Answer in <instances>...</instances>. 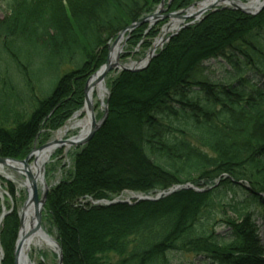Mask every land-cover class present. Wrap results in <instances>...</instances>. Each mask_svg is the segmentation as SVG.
<instances>
[{"label": "trees", "instance_id": "16d2710c", "mask_svg": "<svg viewBox=\"0 0 264 264\" xmlns=\"http://www.w3.org/2000/svg\"><path fill=\"white\" fill-rule=\"evenodd\" d=\"M192 1L169 0L165 8L181 10ZM160 2L0 0V157L23 159L35 140L62 127L83 106L86 80L104 64L108 44ZM163 22L146 34L145 23L134 28L128 48L141 41L149 47ZM218 59L234 71L211 79L204 63ZM262 79L264 7L255 15L207 12L172 36L146 68L112 78L104 123L46 194L44 217L62 264H171L178 252L201 254L209 264H264L255 222L264 215ZM0 183L16 201L15 185L1 177ZM185 183L209 188L92 203ZM224 207L233 217L220 220L226 232L215 233ZM18 226L15 209L1 221L0 264H13Z\"/></svg>", "mask_w": 264, "mask_h": 264}, {"label": "rangeland", "instance_id": "374dc122", "mask_svg": "<svg viewBox=\"0 0 264 264\" xmlns=\"http://www.w3.org/2000/svg\"><path fill=\"white\" fill-rule=\"evenodd\" d=\"M162 1H163V3H162ZM166 1H169V0H161V2L154 8L153 11L145 14V15L152 14L157 9L162 10L160 12L161 16L154 23L150 24L149 22H143L147 26L144 34H146L147 31L151 27L156 25L158 22L164 21L158 27L157 34L154 37L147 39V41L150 42L149 47H147V48L142 47L141 46L142 41H141L137 46H134V48L130 49L126 45V42L128 40L130 32L129 33L127 32V35L126 34L123 35V41L120 43V45H122V50H121V53L119 55V63L121 65H130L131 63H134V62L143 61L148 50L154 46V44L156 43V40L159 38V35L161 34V30L163 29V27L166 26V24L171 23L172 20H175L176 22L179 21L178 19H168V18L164 17V15L166 13H169V12H167V9L165 8ZM200 1H203V0L192 1L190 3V5H192L191 8L192 7L195 8ZM241 1L246 2L247 0H241ZM221 8H232L233 9V7H231V6L225 7L223 5H217L214 10H210V11H216V10L221 9ZM235 10H237V9H235ZM210 11H207V12H210ZM2 13H3V11L1 8V3H0V16H2ZM257 13H259V12H257ZM205 14H204V16H205ZM145 15H143V16H145ZM251 15H255V14H251ZM200 20H198V21H200ZM188 21H190V19L185 20L183 22L179 21L180 23H179L178 27H182L181 29L185 28L186 26H184V24L187 23ZM198 21H195V22H198ZM138 26H136V27H138ZM174 32H175V29H173L172 31L167 33V35L164 37V40H165L164 43L162 45H159L156 48L155 55H156L157 51L160 50L162 48V46L171 38V37L170 38H168V37ZM176 34H174V35H176ZM204 66H205L204 71H205L206 75H208L211 79H218V80L222 79L224 76H226V74H227L226 71H228V70L234 71L233 66L222 61L221 59L220 60L218 59L217 61L211 60L209 62H206V63H204ZM63 70H64V68H63ZM121 71H124V70H120V68L114 69L105 77L104 82H105V86H106L107 91H106V95L104 97L105 101L103 103L100 101L97 93L96 92L94 93L93 100L95 103L94 106H95L97 119H101L103 117V115L105 113V109H104L105 103H106V107H107L106 110L108 111V106H107V99H108V95H109L108 83L110 82V80H112V78H114ZM262 80L264 81V79H262ZM35 90H36V94H38V96H40L37 86H35ZM79 112H81V114L78 118H82L84 115L87 114L86 111L84 110L83 106H82L80 109L75 111L70 116V118L65 122V124L62 127L58 128L55 131L48 132L46 134V140L41 139V138H40V140H35L33 148L38 147V146H40L46 142H49V141H52V140H55L56 138H58V131H60L66 124H68L71 121V119L73 118V116ZM77 133L78 132L76 130H70L62 136L61 140H65V139H69L71 137L77 136ZM80 148L81 147H75V146H70L68 148L63 144V145L58 146L54 150V152L51 154L49 160L44 165L43 178L46 182L48 190L50 189V187L57 184L63 177H65L67 175V172H69V170H71L72 162H73V153L78 151ZM33 161H34V157L31 156L30 159L28 160V164L30 166H32ZM6 170L8 173H10L13 176V179L9 180V179L1 176V175H0V177L5 179L6 181L12 182L15 185L17 192L15 193L14 199H16L17 202L14 201L13 198H11V196L6 192V190L4 188H2V190H0V201H1V203H0V215L4 214V213H5V215H7V214L13 212L14 209L16 210V212L18 214L19 209H20L22 203L24 202V201H22L20 206H19V203H20L19 201H20V199H22V197H24V200H25L26 195H27V191L25 190V188L23 186L18 185L19 182L24 181V175L19 174L13 170H8V169H6ZM218 181L219 180L217 179L215 181L216 182L215 184H217ZM5 185L6 184L4 183V187H5ZM184 185H189V186L185 187L186 189H193V190L198 191V192H202V191L206 190L207 188H209V186L201 187V186H195L191 183H185V184H183V186ZM38 186H39L38 187L39 195H41V185L39 184V181H38ZM170 188H172V187H170ZM181 189H184V188H181ZM176 190H179V189H176ZM157 193H159V192H157ZM157 193H154L151 196H155ZM140 195H144V194L135 193V192H131V191H124L118 197L122 200H127L128 202H132V201L136 200L137 196H140ZM113 199H115V198H113ZM45 200H46V198H45ZM96 201H105V200H96ZM96 201H93L92 203L97 204V203H95ZM44 204H45V202H44ZM224 208H225L224 211H226V212L221 213L218 217H216L217 226L212 228V230H214L215 233L223 234L224 232H226L227 227H224L220 220L223 219L225 216L233 217V215L230 214V212H231L230 209L228 207H224ZM45 215H46V213L44 212V206H43V209L41 211V225L49 235H51L54 239H56L55 238V230L53 228V225L51 224V222L46 217H44ZM2 219H1V221H2ZM255 222H256V225L258 226L259 237H260L262 243H264V215H262V216L255 215ZM0 224H1V222H0ZM17 237H18V235H17ZM16 240H17V238H16ZM16 240L14 242V246H15ZM14 246H13V250H14ZM61 253H62V251H61ZM29 257H30L33 264H57V254H56L54 249L52 250L49 248H35V247H33L29 251ZM2 258H3V250H2V247L0 245V263L2 261ZM171 264H209V262H207V258H205L201 254L198 255V254L190 253V252H188V253L187 252H178L175 254V256H173V258L171 260Z\"/></svg>", "mask_w": 264, "mask_h": 264}, {"label": "water", "instance_id": "95a60500", "mask_svg": "<svg viewBox=\"0 0 264 264\" xmlns=\"http://www.w3.org/2000/svg\"><path fill=\"white\" fill-rule=\"evenodd\" d=\"M163 3V1H162ZM233 9H237L240 10L244 13H248V14H256L257 12H259L260 10H262V8L264 7V0L262 1V3L259 5V7L251 12V11H246L245 9L239 8L238 6L232 4ZM192 5L188 6L185 9L179 10V11H173V12H169L166 13L164 15V17L168 18V19H178L180 20V22H183L185 20L190 19V21H188L187 23L184 24V26H188L193 24L195 21L200 20L204 14L207 11L210 10H214L217 6L216 3L208 6L206 9L200 11L197 14H189L188 10H190ZM226 7V6H225ZM162 10L157 9L155 12H153L152 14L149 15H145L143 17H141L140 19H138L137 21H133L131 22L128 26H126L124 29H122L118 35L115 37V39L108 44L107 47V57H106V61L103 65H101L99 67L98 70H96L92 75H90L88 77V79L86 80V83L84 85V104H83V108L86 111V113L89 115L90 118V128L88 130V132L86 133V135L80 139H77L76 141L71 140V138L69 139H65V140H52L49 142H46L38 147H34L27 155L25 158L23 159H14V158H10V157H0V166H5L13 171H16L19 174L24 175V183H23V187L25 188V190L27 191V195L26 198L24 200V202L22 203L19 212H18V217H19V232H18V237L14 246V250H13V264H20L21 259H23L22 257V253H21V241H22V236H21V228H22V224H23V214L24 211L30 207V205L33 206L34 208V229H38L41 226V211L43 209L44 206V202H45V198H46V194L48 192V187L46 185V182L43 178V181L39 182V184L41 185V195H39V190H38V182L36 177L32 174V172L30 171V165L28 164V160L30 159L31 156H33L35 151H38L46 146H48L51 143H58V144H63L68 143L71 146H75V147H81L84 144H86L94 135L95 131L104 123L106 116H107V107H106V103L104 104V109H105V113L103 115V117L101 119H96L95 117V112H94V105L92 102V97H91V91H92V83L90 82L92 77H95L96 82H103L105 77L114 69L120 68V70H124V71H140L144 68H146V66L149 64L150 60L155 56V51L157 47H152L151 49L148 50L145 58L143 61L141 62H134L131 66L127 65H121L119 63V55L121 53L122 50V45H120V43L123 41V35L126 32H131L136 26H138L139 24H142L143 22H149L150 24L154 23L161 15L160 12ZM179 22V23H180ZM168 25V24H166ZM183 26V27H184ZM182 27H177L175 29V32L172 33L168 38L172 37L174 34H176ZM167 38V39H168ZM164 39L161 40L160 45H162L164 43ZM113 48H117L118 51L114 57L113 60H111L110 58V54L113 50ZM186 186L189 185H177L175 187H172L170 189H168L167 191H161L159 193H157L155 196H151V195H140L136 197V200H156L159 199L162 196H166L169 195L170 193L174 192L176 189H181V188H185ZM116 202H128L127 200H122L119 197L112 199V200H105V201H96L95 203L97 204H112V203H116ZM129 203V202H128ZM4 214L0 215V218L2 219ZM56 254H57V264H62V253H61V247L60 245L56 242V250H55Z\"/></svg>", "mask_w": 264, "mask_h": 264}, {"label": "bare ground", "instance_id": "6f19581e", "mask_svg": "<svg viewBox=\"0 0 264 264\" xmlns=\"http://www.w3.org/2000/svg\"><path fill=\"white\" fill-rule=\"evenodd\" d=\"M263 0H247L246 2H243L241 0H203L200 1L195 8H190L188 10L189 14H197L200 11L206 9L208 6L216 3L217 5H223V6H233L232 4L238 6L239 8L245 9L246 11H255L259 5L262 3ZM179 25V21L176 22L175 20H172L171 23L164 26L161 30V34L159 35V38L156 40V43L154 44V47H158L161 43V40L164 39V37L172 31L173 29H176ZM118 49L113 48L110 58L111 60L114 59ZM133 63L130 64V66ZM127 66V65H125ZM129 66V65H128ZM90 82L92 83V91H91V97L93 105V95L96 92L100 101L103 103L105 101V95H106V86L105 82H96L95 77H92ZM81 112L75 114L71 121L66 124L60 131H58V138L57 140H61L62 136L67 133L70 130H76L77 136L71 137V140L76 141L77 139H80L86 135L90 128V118L89 115L86 114L82 118H78L80 116ZM96 114V111H95ZM66 147H70L71 145L68 143H63ZM63 144L58 143H51L48 146L35 151L33 154L34 161L32 166H30V171L32 174L36 177L37 182L43 181L42 176L44 175V165L49 160L51 154L54 152V150ZM8 169L5 166H0V175L11 180L13 179V176L7 172ZM9 170V169H8ZM24 181L19 182L18 185L23 186ZM0 190H2V186L0 183ZM34 208L32 205L28 207L23 214V224L21 228V253L23 259H21L20 264H33L30 257H29V251L35 247V248H49L56 250V241L55 239L49 235L46 230L40 226L38 229H34ZM1 222V218H0Z\"/></svg>", "mask_w": 264, "mask_h": 264}]
</instances>
